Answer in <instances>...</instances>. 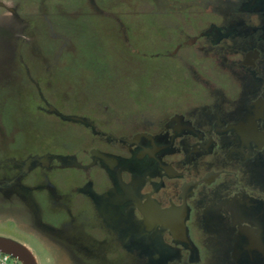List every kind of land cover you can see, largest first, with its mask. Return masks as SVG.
<instances>
[{
    "label": "flooded vegetation",
    "instance_id": "af4514ba",
    "mask_svg": "<svg viewBox=\"0 0 264 264\" xmlns=\"http://www.w3.org/2000/svg\"><path fill=\"white\" fill-rule=\"evenodd\" d=\"M157 12L178 33L160 55L187 76L173 102L85 106L55 92L46 59L38 79L23 64L17 100L82 137H0V213L26 210L38 239L88 264H264V0Z\"/></svg>",
    "mask_w": 264,
    "mask_h": 264
},
{
    "label": "rangeland",
    "instance_id": "374dc122",
    "mask_svg": "<svg viewBox=\"0 0 264 264\" xmlns=\"http://www.w3.org/2000/svg\"><path fill=\"white\" fill-rule=\"evenodd\" d=\"M159 1L167 2L0 0V125L4 127L0 137L24 140L41 133L54 145L59 137H82L78 126L36 113L27 98L17 100L19 87L33 86L23 64L38 79L44 76L38 72L42 59L52 68V88L67 92L74 103L78 97L89 106L100 97L130 110L142 95L173 102L187 76L176 60L160 55L172 49L178 33L174 18L155 13ZM18 54L24 61L21 66L14 58ZM32 230L26 210L7 205L0 213V236L27 246L37 264H88L48 240L41 241ZM212 258L207 255V262ZM95 259L91 264H108ZM113 262L109 264H118L117 258Z\"/></svg>",
    "mask_w": 264,
    "mask_h": 264
},
{
    "label": "water",
    "instance_id": "95a60500",
    "mask_svg": "<svg viewBox=\"0 0 264 264\" xmlns=\"http://www.w3.org/2000/svg\"><path fill=\"white\" fill-rule=\"evenodd\" d=\"M78 121L79 118L68 117ZM0 250L18 258L23 264H37L36 257L32 251L25 245L7 237L0 236Z\"/></svg>",
    "mask_w": 264,
    "mask_h": 264
},
{
    "label": "built area",
    "instance_id": "2783aa9c",
    "mask_svg": "<svg viewBox=\"0 0 264 264\" xmlns=\"http://www.w3.org/2000/svg\"><path fill=\"white\" fill-rule=\"evenodd\" d=\"M0 264H23L18 258L0 250Z\"/></svg>",
    "mask_w": 264,
    "mask_h": 264
}]
</instances>
